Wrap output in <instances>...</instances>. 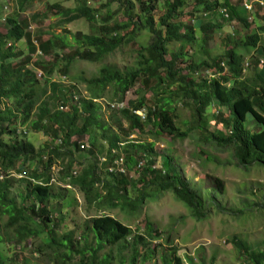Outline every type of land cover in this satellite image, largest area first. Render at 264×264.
<instances>
[{"label":"trees","instance_id":"1","mask_svg":"<svg viewBox=\"0 0 264 264\" xmlns=\"http://www.w3.org/2000/svg\"><path fill=\"white\" fill-rule=\"evenodd\" d=\"M31 1L17 0L18 10L6 18L7 32L0 31V176H4L0 179V218L8 215L7 221H0V242L9 231L15 233L20 244L26 238L38 239L47 234V247L60 249L53 252L52 264H71L74 254L80 256L81 262L72 264H139L143 253L139 244H147L148 238L162 234L147 217L143 229L139 225L134 228L124 218L139 216L145 204L161 194L172 192L197 220L207 219L215 212L247 219L254 216L251 211L256 207L264 211V202L258 205L256 200L227 204L223 201L224 179L187 178L173 154L162 158L159 165L152 157L145 162L148 154L154 152L156 141L130 138L136 132L144 134L148 126L153 127L156 137L164 133L180 139L199 130L203 143L229 149L240 168L259 167L264 171V4L256 2L254 12L250 13L243 7V0H192L189 20L194 22L187 24L179 17L191 0H161L163 8L158 17L154 13L159 0H107L103 7L114 2L122 7L125 18L120 22H112L109 12L102 14L101 8L90 5L89 0H77L74 7L59 1L48 2L46 12L21 17ZM199 6L205 16L222 10L224 19L238 21L248 31L229 34L227 48L212 57L204 45L224 24L195 19ZM50 13L57 15L65 26L63 33L36 38L31 30L33 20L42 21ZM83 18L90 23L92 32L73 33L66 27ZM197 29L202 32L201 42ZM141 30L149 34V40L137 49L134 67L123 70L103 66L98 74L82 79L93 90L91 99L69 95L70 89L55 82L54 74L60 71L67 75L74 60L99 61ZM69 35L77 46L64 52L73 44ZM22 40L27 51L17 48ZM39 48L43 49L42 54L38 53ZM44 53L53 54L54 59H43ZM248 55L250 61L246 60ZM60 58L65 60L63 67ZM249 66L253 73L248 75ZM37 70L43 71L44 82L38 80ZM137 85L146 87L152 95L147 97L145 93L122 109L112 108L110 103L111 115L102 118L99 97L113 88L120 102ZM178 100L193 107V122L186 128L176 121ZM61 104L70 106L62 110ZM215 104L222 110L217 111L216 127L211 129L206 112ZM139 109L145 110V118L134 112ZM224 109L228 112L224 113ZM125 120L127 127L123 125ZM27 125L29 131L46 135L44 147L40 149L31 141ZM85 135L90 139L83 149L81 138ZM85 152L89 156L80 160ZM137 152L141 153L136 156ZM120 156L124 157L126 172L110 169ZM58 160L64 163V181L78 187L90 206L104 211L86 218L79 239L73 228L60 232L68 214L62 210V202L59 208L55 204L66 197L53 181L52 168ZM134 163L138 176L130 178ZM75 164L81 169L79 173L73 170ZM13 169L23 175L19 181L25 183L24 190L17 195L11 194ZM117 209L123 218L105 211ZM169 237L168 242H172ZM232 242L243 264H264V243L259 246L246 236L236 235ZM115 246L120 247L118 261L114 263ZM25 247L21 245L22 249ZM129 247L130 255H125L123 250ZM148 251L144 261L155 248ZM178 251L172 246L165 264H208L204 259L198 262L197 256L187 255L184 259ZM0 264H9L1 251Z\"/></svg>","mask_w":264,"mask_h":264},{"label":"rangeland","instance_id":"2","mask_svg":"<svg viewBox=\"0 0 264 264\" xmlns=\"http://www.w3.org/2000/svg\"><path fill=\"white\" fill-rule=\"evenodd\" d=\"M62 2L66 6L74 7L77 0H32L30 4L26 7V11L21 13V17H31L35 14H40L41 12H46L47 3L50 2ZM107 0H89V4L94 7H100L102 14H109L112 16V22L123 21L125 16L123 14L122 7L118 3H112L110 6L103 7ZM193 1L189 2V5L185 7L183 14L179 17L180 21L185 23H193L190 21V12L192 11ZM163 8V3L159 0L158 10L154 13L155 17L161 13ZM199 12L196 14V18H202L203 20H213L214 22H222L223 28L215 33L214 37L204 45L206 50L210 52L213 57L219 53H222L227 48L226 37L232 34L234 31L237 34H244L247 32V28L238 21H227L222 16V10H219L215 14H210L205 16L202 11V7H197ZM18 10L17 0H0V31L6 33L8 30V24L5 18L10 16L13 12ZM49 17L40 21L33 20L32 31L37 38L47 39L53 37L55 34L63 33V24L59 21V17L54 13H50ZM101 18L99 17V20ZM252 20V18H250ZM71 32L75 33L78 30L84 32H92V27L90 23L83 19H78L66 25ZM254 27V25H253ZM197 36L201 42L202 32L197 29ZM149 34L144 30L138 31L131 41L122 44L115 51L109 53L107 56L99 61L95 60H83L76 59L70 65V70L67 75L62 72H56L54 74L55 82H58L64 89H70L69 95L73 94L77 98L91 99L94 97L93 90H91L86 82L82 80L83 78H89L98 74L103 66H110L112 68H120L123 70L132 68L135 66L137 61V49L140 44L145 43ZM69 40L73 43V37L69 35ZM77 44L73 43L64 52H70L76 47ZM176 47V45L174 46ZM18 49H25L27 51V46L25 41L22 40L17 43ZM194 47L192 49L195 52ZM264 49V44H263ZM43 50L42 48L38 49ZM62 53L63 51L60 50ZM200 53L202 52L199 48ZM42 52V51H41ZM44 52V51H43ZM191 54V53H190ZM262 60L264 59V50L261 53ZM250 55V54H249ZM248 55L250 61V56ZM52 55L43 54V59L50 60L54 59ZM41 58V57H38ZM37 58V59H38ZM199 58V57H198ZM201 58V56H200ZM59 62L61 67L64 66L65 60L60 58ZM253 69L249 66L246 70V74H252ZM36 71V70H35ZM39 70H37V78L44 82L43 77L38 75ZM205 75H209L205 73ZM135 86L133 87L124 98V102L129 106L130 100H136L146 93L147 97L152 95V91L148 90L146 87L142 88ZM52 92L49 89L48 94ZM101 102L103 108L101 116L106 119L111 115L112 110L108 104L116 103L119 101L113 88L106 91L105 96L99 97L97 99ZM176 110L174 112L177 124L186 128L189 122H193V107L192 105L183 104L181 101L175 103ZM218 105H214L209 108L206 112V119L208 125L211 129L215 128V122L217 111H220ZM222 110V109H221ZM228 110L224 109V113ZM254 122V120L252 119ZM123 125L127 127V120L123 122ZM252 127H257L253 124ZM28 131L30 125L26 128ZM152 130V131H149ZM199 130L195 131V134H191L185 139L174 138L168 134L157 136L153 131V127L148 126L144 134L134 133L130 138H135L139 142H152L156 141L154 152L149 153L145 162L152 157L156 160L157 165L162 161V158L173 154L177 158L176 164L182 167L183 172L186 174L187 178L194 179L195 181L203 180L208 178L212 179L213 176L220 177L224 179L226 186V196H224L223 201L231 205V203H245L247 200H256L258 205H262L264 202V171L259 167H252L251 169L240 168L237 165L236 159L233 157L232 152L229 149H223L212 144H205L199 139ZM29 138L38 147H44L47 137L43 132H32L29 131ZM90 139L89 135H85L81 138V141L87 142ZM141 152H137L138 156ZM206 154V156H205ZM89 153L85 152L84 157H80V160H85ZM75 164L74 166H76ZM35 166V165H34ZM130 168L134 172L129 170L130 178L132 176H138V171H135L137 164H133ZM64 167L63 161L56 162L52 168V175L54 177L53 181L56 182V189L64 192L66 197L62 201H57L55 204L57 208L60 207L64 212H67L68 217L66 222L62 225V230H68L73 228L77 230L76 238L79 239L81 234L82 224L86 222V218L95 213H103V210H97L95 206H90L85 199L84 193L78 188L71 184L69 181H64ZM73 170L80 172L78 166L74 167ZM73 171V172H74ZM23 175L13 169L11 177H15L14 187L12 188L11 194L17 195L20 191L24 190L25 183L19 181L22 179ZM4 176H0V179ZM210 184V182H208ZM207 183V184H208ZM246 185V186H245ZM63 189V190H62ZM253 192V193H251ZM136 191H133V195ZM64 195V196H65ZM19 198L17 201L19 202ZM107 213L116 215L123 218L124 215L119 210L109 211L105 210ZM254 216L247 219L236 218L229 214L215 212L213 215L204 220H197L189 215L187 207L178 199L175 198L172 192H166L161 194L158 199H151L148 201L142 213L134 218H124L126 223H129L134 228L139 225L142 229L145 228V218L151 219L157 231L161 232L162 237L148 238V243H141L140 248L142 249V256L140 257L139 264H165V257L169 256V252L172 246H176L179 251L178 255L187 258V255L197 256L199 259H204L208 264H243V260L239 258L238 248L232 242L233 236L248 237L251 243L263 245L264 243V211L261 208L256 207L251 211ZM7 216L4 215L0 218V221L4 223L7 221ZM5 232V229L3 230ZM143 232V230H142ZM10 233V234H9ZM6 232L0 242V251L4 255L5 259L9 264H52L51 260L54 256L53 252L56 251V246L47 247V242H49V237L47 234L40 235L38 239L26 238L21 244L17 241V237L13 231ZM145 234V232H143ZM9 235V236H8ZM168 236L172 242H168ZM133 242V239H131ZM80 241H83L82 239ZM25 245V249L21 248V245ZM42 249H39V247ZM120 247V246H119ZM115 246L113 248L114 263L118 261L119 258V248ZM150 248H155L153 254L144 261V256H146ZM60 250V249H59ZM106 249L105 251H107ZM130 247L123 250L125 255H130ZM80 256L74 254L72 263H80ZM117 264V263H115ZM186 264H188L186 262Z\"/></svg>","mask_w":264,"mask_h":264},{"label":"built area","instance_id":"3","mask_svg":"<svg viewBox=\"0 0 264 264\" xmlns=\"http://www.w3.org/2000/svg\"><path fill=\"white\" fill-rule=\"evenodd\" d=\"M242 5L245 9H247L250 13L254 12L255 9V3L256 2H260L261 4H264V0H243L242 1ZM252 18V17H251ZM39 54H42L41 51H38ZM38 75L43 77V71L39 70ZM70 105H65V104H61L60 105V109L62 110H66L67 108H69ZM127 106V104L124 101H120V102H116V103H112L111 107L112 108H116V109H122L125 108ZM135 113L141 115L143 118H145V110L144 109H139V110H134ZM81 148H86L87 147V142L81 141ZM124 163V157L120 156L119 158L115 159V166H111V170L113 169H120L124 172H126L125 170V165ZM141 166V164H139V167Z\"/></svg>","mask_w":264,"mask_h":264},{"label":"clouds","instance_id":"4","mask_svg":"<svg viewBox=\"0 0 264 264\" xmlns=\"http://www.w3.org/2000/svg\"><path fill=\"white\" fill-rule=\"evenodd\" d=\"M6 19V18H5Z\"/></svg>","mask_w":264,"mask_h":264}]
</instances>
